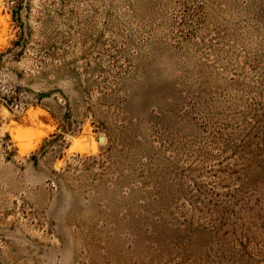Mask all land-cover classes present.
<instances>
[{
	"label": "rangeland",
	"instance_id": "rangeland-1",
	"mask_svg": "<svg viewBox=\"0 0 264 264\" xmlns=\"http://www.w3.org/2000/svg\"><path fill=\"white\" fill-rule=\"evenodd\" d=\"M0 264H264V0H0Z\"/></svg>",
	"mask_w": 264,
	"mask_h": 264
}]
</instances>
